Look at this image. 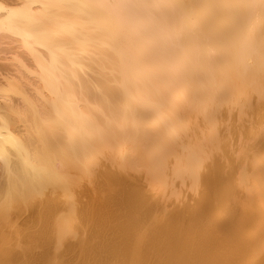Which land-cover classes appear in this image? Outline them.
Here are the masks:
<instances>
[{"label":"bare ground","instance_id":"obj_1","mask_svg":"<svg viewBox=\"0 0 264 264\" xmlns=\"http://www.w3.org/2000/svg\"><path fill=\"white\" fill-rule=\"evenodd\" d=\"M91 235L264 264V0H0V255Z\"/></svg>","mask_w":264,"mask_h":264},{"label":"rangeland","instance_id":"obj_2","mask_svg":"<svg viewBox=\"0 0 264 264\" xmlns=\"http://www.w3.org/2000/svg\"><path fill=\"white\" fill-rule=\"evenodd\" d=\"M104 159L106 160V163H107L108 165H110V162L107 161L106 158H104ZM105 160H103V163H105ZM113 168H114V167H113ZM183 186H184V185H183ZM183 186H180V187H181L180 189H181L182 193H181V191H180V193H181V194H180L181 197L179 196V198H178L179 200H177V201H176L177 203H175L176 205H178V203H179L178 201L182 200L183 197H184V198H187L186 196L193 194V192H191V191H192L191 188L189 189V187H187L188 190H185V188H184ZM182 187H183L184 189H183ZM149 188H150V187H149ZM184 190H185V191H184ZM153 192H155V190H153ZM186 192H187V193H186ZM156 195L159 196V195H161V194H160V193H158V194L156 193ZM158 196H157V197H158ZM161 200H163V198H162ZM180 204H181V203H180ZM227 208H228V207H227ZM228 210H229V209H225V212H228ZM225 212H223V213L225 214ZM159 213L162 214L164 217H165V215L168 214V213H166V212H159ZM88 237H89V241H88L87 243H88V244L91 243V244H90V245H91L90 247H91V248H94V250H92L93 252L90 250V251L92 252V254H91L90 252H87L88 255H85V254H87V253H85V254H84V253L81 254V255H80L81 258H80V257H77V258H78V259H76L77 261L75 260V261L73 262V264H75V263H76V264H98V262H99V264H117L119 261H120V263H121V258H119V256H117V258H119V259L115 258V259H117V261L119 260L118 262H117L115 259H112V258H111V256H113V257L116 256L115 253H114V251H113V250H115V249H112V250L110 249L111 251H109V254L107 253V251H105V248H107L106 245H110L111 242H114V241H115V239H114L113 241L110 240V242H109V241H106V240H104V239H102V240H103V241H102L101 238H100V239H99V238L94 239V238H92V235H91V236H87V239H86V240L84 239V242L88 240ZM90 238H91V239H90ZM93 239H94V240H93ZM98 239H99V241H98ZM90 240H92V241H94V242H95V240H96V241L99 242V244H100L101 242H102V243H105V242L107 243V242H108V244H106V245H105V244H104V245H101V244H100V246H99V245H97V242H95V243H94V242H90ZM100 240H101V241H100ZM116 240H118V239L116 238ZM162 241L165 242L166 240L163 239ZM76 242H77V241H76ZM115 242L117 243V242H119V241H115ZM121 242H122V241H120L119 244L112 243L111 246L114 244L115 247L118 248V247L121 246V244H120ZM164 242H159V243H162V244H163ZM166 242L168 243V246H170V245H169V242H168V241H166ZM122 243H123V242H122ZM159 243L156 242V243H155V246H156V244H159ZM162 244H161V245H162ZM165 244H166V243H165ZM165 244H163L162 247H163ZM117 245H118V246H117ZM119 245H120V246H119ZM122 245H124V244H122ZM159 245H160V244H159ZM161 245H160V246H161ZM98 246H99V247H98ZM101 246H104V247H105L104 250H102L103 247L101 248ZM157 246H158V245H157ZM160 246H159L158 248H160ZM109 247H110V246H109ZM112 247L115 248L114 246H112ZM162 247H161V248H162ZM166 247H167V246H164V248H166ZM170 247H172V246H170ZM170 247H169V248H170ZM95 248H96V250H97V251H96L97 253L95 252ZM99 248H101V249H99ZM156 248H157V247H156ZM161 248H160L161 251H159L160 253L162 252V254H163V252H164L165 254L167 253V255L169 254V253L167 252V251L169 250L168 247H167L168 249L166 248V250H164V248H163V250H162ZM172 248H173V247H172ZM17 249L20 250V248H17ZM106 250H107V249H106ZM108 250H109V249H108ZM16 251H17L16 254H14V255H12V256H9V258H8V257H3V256L0 255V264H3V263H4V264H8V263H9V264H42V262H43V264H45L44 261H48L47 264H62V262L64 261V260L61 259V258H52V259L50 258L49 260H42V259H41V260H40L41 263H40V262L38 261V259H34V258H32L33 256H29V255H24V256H23L21 253H19L18 250H16ZM102 251H104V252H105V255H107V257H109L108 260L105 259L106 256H101L100 253H101ZM165 251H166V252H165ZM170 251H171V255H172V254H173V253H172V252H173V249H171ZM94 252H95L96 254H95ZM179 252H180V251H179ZM113 253H114V254H113ZM181 253H184V254H183L184 257L186 256V255H185V251H183V252L181 251L180 254H181ZM98 254H99V255H98ZM111 254H112V255H111ZM165 254H164V255H165ZM180 254H177V256H179ZM15 255H16V256H15ZM102 255H104V254L102 253ZM109 255H110V256H109ZM171 255H170V256H171ZM13 256H14V257H13ZM177 256H174V254H173V255H172V258H173V257H174V258H175V257L177 258ZM10 257H11V258H10ZM15 257H16V258H15ZM88 257H89V258H88ZM102 257H103L104 259H103ZM107 257H106V258H107ZM184 257H183V258H184ZM29 258H30V259H29ZM83 258H84V261H83ZM98 258H99V259H98ZM174 258H173V259H174ZM183 258L179 256L177 259H178L179 262H180V260L183 259ZM7 259H8V260H7ZM96 259H97V260H96ZM111 259H112V260H111ZM177 259H176V260H177ZM17 260H18V261H17ZM50 260H51V261H50ZM78 260H79V261H78ZM80 260H81V261H80ZM89 260H90V261H89ZM102 260H104V261H102ZM174 260H175V259H174ZM176 260H175V261H176ZM184 260H186V257L183 259V261H181V263L183 262L182 264H185L186 261H184ZM58 262H59V263H58ZM82 262H83V263H82ZM176 262H177V261H176ZM118 264H119V263H118Z\"/></svg>","mask_w":264,"mask_h":264}]
</instances>
